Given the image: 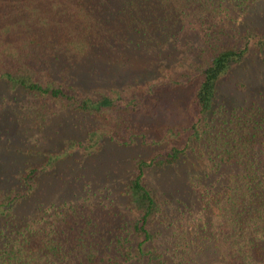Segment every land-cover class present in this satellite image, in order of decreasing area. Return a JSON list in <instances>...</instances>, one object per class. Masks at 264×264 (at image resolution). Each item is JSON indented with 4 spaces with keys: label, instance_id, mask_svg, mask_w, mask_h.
I'll return each mask as SVG.
<instances>
[{
    "label": "trees",
    "instance_id": "16d2710c",
    "mask_svg": "<svg viewBox=\"0 0 264 264\" xmlns=\"http://www.w3.org/2000/svg\"><path fill=\"white\" fill-rule=\"evenodd\" d=\"M254 1L0 0V82L37 100L26 115L32 128L66 110L84 114L77 129L86 127L84 140L70 139L43 162L23 165L16 185L0 189V264H202L208 255L216 264H264L263 96L245 106L218 103L220 83L264 55V32L233 27ZM193 30L201 43L188 46L192 63L185 69L91 96L73 84L72 71L93 54L123 61L131 51L149 50L158 58L162 45H178ZM184 90L190 93L184 124L146 121L167 96ZM105 139L151 151L134 161L123 208H99L86 194L31 217L16 215L56 163L75 153L93 156ZM189 157L208 163L189 187L207 206L201 214L212 211L211 217L183 225L191 212L179 202L181 222L176 215L165 236L158 223L168 203L157 199L146 174L175 169Z\"/></svg>",
    "mask_w": 264,
    "mask_h": 264
},
{
    "label": "rangeland",
    "instance_id": "374dc122",
    "mask_svg": "<svg viewBox=\"0 0 264 264\" xmlns=\"http://www.w3.org/2000/svg\"><path fill=\"white\" fill-rule=\"evenodd\" d=\"M235 30L257 29L264 32V0H255L236 18ZM178 42H169L161 47V57H153V52L143 51V54L132 52L123 61L108 59L102 54H93L77 65L71 73L75 88L82 94L91 96L95 92H103L110 88L129 89L146 81L165 77L173 72L189 67L192 63L188 46L201 43L200 34L193 30L181 35ZM246 62V61H245ZM243 85V90L239 86ZM187 90L170 94L166 105L155 117L146 121L178 125L185 123L182 106L189 97ZM263 96L264 101V55H253L243 66L234 70L230 77L220 83L218 88V103L224 107L245 106L254 102L257 96ZM37 100L21 88L10 89L0 82V189L15 186L14 178L25 164H37L45 160L47 154L57 153L70 139L84 140L85 128L77 129L83 124L84 114L58 112L49 118L44 127L32 128V118L27 114L32 111ZM229 104V105H228ZM31 115V114H29ZM82 118L81 120H78ZM71 117L74 119L71 120ZM81 121V124H79ZM89 122V121H88ZM84 125V124H83ZM45 153V154H43ZM43 154V155H42ZM151 151L141 145L120 147L105 139L98 153L83 157L75 153L72 157L56 163L52 172L38 179V189L24 203L19 205L16 215L19 218L31 217L39 208L58 205L63 202H79L86 194L91 202L99 208L107 206L123 208L124 185L132 174L134 161L147 158ZM208 170V163L189 157L175 169L160 172H148L145 181L153 189L157 199L163 204L168 203L159 219V232L168 234V227L175 223L180 214L174 209L179 202L184 203L190 214H184L183 225L190 220L203 216L207 207L201 198L193 195L189 181L192 177ZM227 173V171H224ZM6 180L7 183H3ZM88 192V193H87ZM97 203H101L98 206ZM106 205V206H105ZM175 211V212H174ZM177 215V216H176ZM181 224V225H182ZM0 221V230H4ZM207 258L202 264H216L215 260Z\"/></svg>",
    "mask_w": 264,
    "mask_h": 264
}]
</instances>
